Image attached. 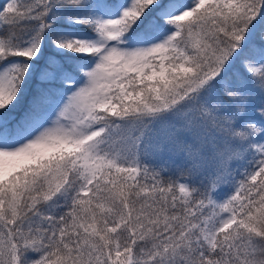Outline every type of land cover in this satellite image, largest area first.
Listing matches in <instances>:
<instances>
[{
  "label": "snow or ice",
  "instance_id": "snow-or-ice-1",
  "mask_svg": "<svg viewBox=\"0 0 264 264\" xmlns=\"http://www.w3.org/2000/svg\"><path fill=\"white\" fill-rule=\"evenodd\" d=\"M0 264H264V0H0Z\"/></svg>",
  "mask_w": 264,
  "mask_h": 264
},
{
  "label": "trees",
  "instance_id": "trees-1",
  "mask_svg": "<svg viewBox=\"0 0 264 264\" xmlns=\"http://www.w3.org/2000/svg\"><path fill=\"white\" fill-rule=\"evenodd\" d=\"M164 160L168 164V166H170V167L172 166V161H175L177 164L183 163L182 158L177 157V156H173L171 158V160L168 158V156H165ZM234 167H235V165H234Z\"/></svg>",
  "mask_w": 264,
  "mask_h": 264
}]
</instances>
